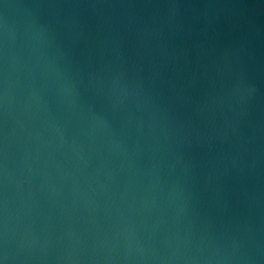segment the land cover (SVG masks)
<instances>
[{
	"label": "water",
	"instance_id": "obj_1",
	"mask_svg": "<svg viewBox=\"0 0 264 264\" xmlns=\"http://www.w3.org/2000/svg\"><path fill=\"white\" fill-rule=\"evenodd\" d=\"M0 264H264V0H0Z\"/></svg>",
	"mask_w": 264,
	"mask_h": 264
}]
</instances>
